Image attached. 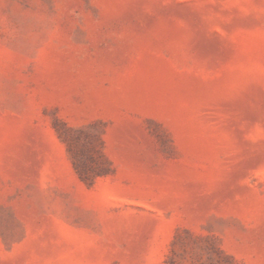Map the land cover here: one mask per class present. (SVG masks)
Masks as SVG:
<instances>
[{
	"label": "rangeland",
	"instance_id": "374dc122",
	"mask_svg": "<svg viewBox=\"0 0 264 264\" xmlns=\"http://www.w3.org/2000/svg\"><path fill=\"white\" fill-rule=\"evenodd\" d=\"M0 264H264V0H0Z\"/></svg>",
	"mask_w": 264,
	"mask_h": 264
}]
</instances>
